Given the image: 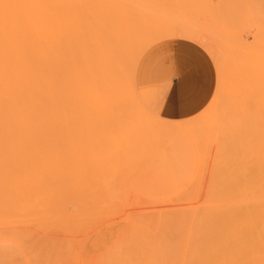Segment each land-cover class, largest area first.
I'll return each mask as SVG.
<instances>
[{
    "label": "rangeland",
    "instance_id": "rangeland-1",
    "mask_svg": "<svg viewBox=\"0 0 264 264\" xmlns=\"http://www.w3.org/2000/svg\"><path fill=\"white\" fill-rule=\"evenodd\" d=\"M111 1L118 5L116 7L118 9L110 4ZM110 2H107L108 5H104V2L95 5L97 10L95 15L100 14L102 20L108 16L112 24L110 26L114 28L116 34L128 31L134 35L139 34L140 37V32L143 34L145 31L157 32L167 27L169 28L167 30H171L174 26L185 28V25L186 28L196 31L199 39L203 37L204 40L205 36L199 35L202 33L210 38L211 42L215 43L214 49L217 54L212 53L214 50H208L209 45L204 42L208 41L207 38L204 41L202 39L194 41L190 38L172 36L154 41L143 49L135 61L132 74L137 96L130 103H122L123 97L124 102L127 100L123 95H127L125 85L128 79L122 75L119 77L121 81L117 80L118 87L115 85L117 92L115 91L114 95L109 78L103 77L110 66L104 62L106 54L102 44L104 31L98 34L90 31L97 17H89L87 11L90 9L85 4L82 49L80 51L50 49L36 53V129L39 137L37 156L27 179L30 190L26 192L27 194L24 193V198L21 195L23 192L18 191L16 194L22 206L17 203L13 192L6 195L8 188L22 190L24 187V184H21L23 176L18 170L20 166L16 169V176L13 168L15 164L1 165L3 171H8L9 168L11 170L7 175V172L0 173L3 174V178L0 177L3 182L0 184L6 186V189L1 188L5 192L0 191V194L5 193V197H0V234H3L2 238L5 235L2 239L4 242L8 239L10 241L4 243L0 238V264H28L29 261L24 256L26 253L22 255L20 250L16 249L20 244H28L30 238L25 235L26 231L31 233V236L34 233L37 236H45L50 244L56 240L58 245L61 244L58 236L62 234L65 237L63 233L66 231V234L71 236L70 241L78 240L75 233L78 229L90 235L100 234L98 238H94L110 244L136 239L135 230L139 226L172 228L177 235L176 238H186L184 236L188 233L192 234L188 237L194 239H198L200 234L205 235L201 237L202 239L214 235L212 231L216 226L214 220L206 221L202 218L201 221H191L189 218L186 219L183 213L194 209L203 215L210 209L219 212L224 209L226 189L215 183L210 174L209 151L213 127L209 116L227 101L229 96L226 92L229 89L237 92L236 89L242 87L241 84L248 79L250 69L254 68L253 65L250 66L253 61L249 60L254 49L243 50L242 53L240 51L243 49L242 44L252 45L259 38L260 41L263 40L261 37L264 33L260 32L261 36L258 27L264 26V0H110ZM128 4L129 9L135 6L130 11L133 10L136 14L129 16V11L123 10ZM114 8L116 12H113ZM121 9L123 13L126 12L125 17ZM142 9H148V13ZM116 14L119 20L115 18ZM134 16H138L137 20L148 17L145 19L146 22L144 21L146 25L141 20L142 26V23L137 24L139 21L135 23L137 32L129 19ZM123 19L125 21L129 19L127 22L130 24L124 27ZM69 21L72 25L73 20ZM129 28H133L132 31L135 33ZM260 31L264 32V28L261 27ZM140 38L133 39L137 42L136 45ZM183 45L190 47L185 49ZM190 48L195 53H191ZM126 59L123 58L125 61ZM124 64L120 66L122 70ZM198 71H201V78L195 80L194 75ZM118 72L121 74V71ZM119 83L122 86H119ZM232 91L230 92L234 95L235 91ZM239 91L241 96L243 94L241 88ZM117 94L122 98L118 95L120 99L117 100ZM193 119L200 120L190 129H176L170 134L155 129L156 126L184 124ZM9 179L15 184L9 183ZM21 223L23 230L16 227ZM29 224L30 229L27 230ZM198 225L200 230L188 229V226ZM23 226H26V230ZM11 228L16 230L15 233ZM12 231L15 234V239L12 240L19 245L11 241ZM52 231L56 232V235ZM20 235L22 239L26 237L27 241L18 243L21 240L16 237ZM42 240L37 242L41 244ZM32 241H29V244L33 243ZM36 243L30 244V247L37 250ZM52 244L47 245L48 249L47 246L39 245L36 252L41 258L44 254L45 258L39 260V264L58 262L71 264L66 259L61 260L65 257L61 259L59 258L61 255L58 257V252L64 253L63 256L67 254L62 246L59 245V249V246L56 247L57 244L55 246ZM75 245H78L77 241ZM41 247H45L44 250L47 251L41 252L43 251ZM69 247L67 244L70 253ZM55 248L60 251L57 252ZM20 249L22 251V247ZM50 251L57 252L56 257L52 256L53 253L49 255ZM20 255L24 256L22 260ZM39 256L37 259L34 257L35 260H30L29 264H33V261L37 264ZM50 256L52 260L48 258ZM79 257L76 256L77 259ZM84 257L76 261L83 263L85 259V264L87 262L99 264L100 260L98 261L95 255H91L90 258L87 255ZM104 260L106 259L102 261ZM115 262L112 261L111 264ZM107 263L110 264L108 261Z\"/></svg>",
    "mask_w": 264,
    "mask_h": 264
},
{
    "label": "bare ground",
    "instance_id": "bare-ground-1",
    "mask_svg": "<svg viewBox=\"0 0 264 264\" xmlns=\"http://www.w3.org/2000/svg\"><path fill=\"white\" fill-rule=\"evenodd\" d=\"M99 1L100 0H0V173H2L1 171H3L2 169H4L2 168L4 166L3 164H11L12 166L15 164V167H13L15 168V171L20 166L18 170H20L22 174L21 176H23V181H19L21 182V184H24L22 190L15 188L6 189L5 185L3 187V185L0 184V189H6V195H8V192H13L15 194L14 197H16L18 191H21L23 192L21 194L23 197L24 193L30 190V185L27 184V179L31 174V165L36 160L37 142L39 138L36 129V53L38 51L50 49H56L58 51L73 49L75 51H80L83 47L82 33L84 28V14L86 12L84 8L85 4H87L88 8L90 9L89 11H87L89 13V17H97V19H95V25L93 27H90V31H93L95 34L104 31L102 40L104 49H106L104 62H107L110 66L107 65L108 68L106 69V73L103 75V77L109 78L114 95L115 91L117 92V88L115 87V85L116 83L118 84V81L120 79L119 77H121L122 75L123 77L128 79V82L125 81L126 79L124 80L125 82H127L125 85L127 87V91L125 90V93L127 95H123L127 100H125L124 102V97L122 98V96H120L119 94H117L116 96L118 98L117 100H119L120 98L123 99L122 103H130L137 96V93L135 92V88L133 86L134 80L132 73L136 64L135 61H137L138 56L145 47L149 46V44L153 43L154 41L164 37L181 36L188 39L190 38L194 41H201V39L202 41H204L207 38L205 34L202 33L201 35L199 34L201 32H199L198 34L200 36H205L204 40L203 37L199 39L198 35H196L195 33L196 31L194 32L192 29L186 28L185 25V28H178L177 26H174L175 24L173 25L175 29L171 26L173 28L171 29L170 27L171 30H167L169 29L167 27L165 28L166 30H156L157 32L151 33H146L148 31H145L144 34L143 32L139 31L141 33V38L138 36L139 34L134 35L128 31H122L123 33L117 32V35L114 32V28L111 27L112 24H110L109 22V17L103 16L105 13L102 14V16L104 17L103 20L100 19V14L95 15V11H97L95 10V7L98 6L100 2V4H103L104 2V5H106L107 2H110V0ZM111 2L110 4H112L113 7L116 8L118 6L113 4L115 3L114 1L112 3ZM128 6L129 4L123 10L125 11L127 9L126 12L129 11V16H132L133 13L136 14L133 10H131L132 13L130 11V9H133L134 5L130 9L128 8ZM136 7L138 8V6ZM143 11L148 13V9H145ZM113 12H116V10ZM125 13L122 12V15L124 14V17L126 16ZM129 13H131V15ZM142 15H140V17ZM137 17H129V19L131 21L133 20V22L128 19L133 25L135 31V23L139 21V23L137 24H141V20L143 21L144 25H146L145 22L148 18L145 16L146 18L144 17L137 20ZM115 18L119 20V17L117 18V14ZM133 18L136 19V22H134L135 19ZM70 19L73 20L72 25H70L69 23ZM127 21H125L124 27L128 25L129 22ZM116 23H118V21ZM143 23L141 24V26L143 25ZM119 24L121 23L119 22ZM259 25L260 24L258 23V26ZM148 26L149 25H147V27ZM124 27L122 28L124 29ZM259 27L258 32L261 35V33L264 32L260 31V29L261 27L264 28V26L262 25ZM142 28L143 30L145 29L144 26ZM153 28L155 29V27ZM129 29L130 31H132L131 28ZM137 29L139 28L137 27ZM135 31L132 32L135 33ZM263 36L261 37V39L263 38V40L261 41L258 36V41L255 40L252 45H241L243 46V49H241L240 51L241 53L243 50L248 51V49L250 48L254 49V52L250 55L249 58L250 61H253L251 62L250 66L252 67L253 65L254 67H250L251 69L249 71V74L251 75L253 73V76H250L248 74V79L245 80L246 82L244 81L245 86L243 87L244 84H241L242 87L240 86V88L243 94H241L240 96V88H235L238 93L234 90V95L230 92L232 91L231 89H227L229 91L226 92L227 96H229H226L227 101L222 105L221 108H219L218 110L215 109V112L212 111L213 113L211 114V116H209L210 124L213 127V129L211 128L212 142L210 144L209 151V161L211 168L210 174L215 183L223 186L224 189H226L224 209L222 212L210 209L203 215L199 211L194 209H190L187 212L183 213V215L187 217L186 219L189 218L188 220L191 221H201L202 218L206 221L214 220L216 223L215 229L212 230L214 232V235H210L208 236V238L204 237L202 239L201 237L205 235L200 234V237L198 239H194L188 237V235H192L188 233L184 236L186 238H176L177 235L174 234L172 228H167L164 226L154 228H150L148 226H139L135 230L134 238L136 239L110 244L108 242L99 241L94 238H98L100 234L93 235L92 233V235H90L89 233H84V230L78 229L75 230L77 232L74 231L76 233V236L78 235V240L75 239V242H72V240L70 241L69 238L71 236L66 234L67 231L63 233L65 237L62 234L61 236H58L60 237L59 240H61V244L59 245L62 246V248L65 250V253L67 252L66 256L62 255L64 253L61 254V252H58L60 250L57 251L59 245L58 242L56 243V240L52 242H55V244L51 243L52 246H55L57 244V248H55V250L58 252V257L59 255H61L59 257L60 259L62 257H65L61 260L66 259L71 264H85V255L89 256V258L91 257V255H95V257H98L97 260H100L98 262L99 264H108L107 261L110 262V264L112 261H116L114 264H264ZM138 37L140 38V41L136 45L137 42L133 41V39L136 38L138 40ZM207 39L208 41L206 40L204 42L205 44L207 43V45H209V49H206L211 51L214 50L212 51V53L214 52V54H217L216 50L214 49L215 43L211 42L210 38ZM132 44L134 45L132 46ZM244 47H246V49ZM252 51L253 50H251V52ZM120 55L122 56V60H120ZM123 58H127L126 61L123 60ZM119 60L121 62L125 61L124 63L126 64L119 62ZM127 60L130 62H128ZM123 64L125 66L124 70L120 68V66ZM127 68L128 70L126 71ZM116 71H121V74L118 72L120 74L119 75ZM116 75L119 76L116 77ZM119 86L122 85L119 83ZM244 89L245 92H243ZM236 93L239 95H237ZM118 95L120 98L118 97ZM238 96L240 97L237 100ZM199 120L200 119H193L184 124H170L162 127L161 132L170 134L176 129H190L196 123H198ZM16 164H22V166H16ZM13 168L12 170H14ZM9 170H11V168H9ZM8 171L4 170L3 173L7 172V175L9 174ZM2 175L3 174H0L1 178H3ZM10 176L13 175L10 174ZM1 178L0 183L3 182L1 181L3 180ZM9 178L11 179V177ZM18 178L16 177V179ZM10 179L8 180L9 183L11 182ZM12 184H15L14 181ZM4 189H1L0 191L5 192ZM15 191L17 192L15 193ZM2 194H0V197L4 196L5 193L3 195ZM19 198L21 199V196ZM17 200V203L21 204V201L19 199ZM12 202L15 203V201ZM12 208L14 209V207ZM22 224L23 223H21V225L18 224L19 226L16 225L17 229L21 227ZM26 226H23L25 227L24 230H26ZM14 228H11V230L14 231ZM28 229H30V224L29 227H27V230ZM188 229L200 230V225H198L197 227L188 226ZM20 230H23L22 227ZM18 232L17 235L19 234ZM24 232L25 231H23L22 233L24 234ZM14 233L10 234L13 235L10 237L11 241L15 244L16 242L13 241L15 239ZM27 233L28 231L25 232V235H28V237L30 238V240L28 238L29 241H32L34 239L32 241L33 243H36L37 240L41 241L45 237L43 235L37 236L34 233V235L38 237L36 238L34 237V235L31 236V233ZM52 233H54V231H52ZM55 233L54 235H56ZM1 235L3 236V234H0V238L2 240L5 238V235L4 238H2ZM54 235H52L53 238H56L54 237ZM67 235L68 237H66ZM18 237L21 240L18 243L27 241H25L26 237L22 239L20 235L16 238ZM45 240L46 237L42 240L41 244L38 242L36 243L38 244L37 250L32 246L30 247V244L33 243L29 244V241L27 242L29 245L23 243L22 245L20 244L19 248L16 247V249L20 250L19 252L22 253V255H24L25 252L26 254L24 256H26L27 260L30 262V260H35L34 257L37 259V257L39 256L36 252L40 247L39 245H44L45 247L47 245H51L48 240ZM2 241L4 242V240ZM6 241L7 243H10L9 239ZM62 241H64L65 243ZM76 241L78 245H75ZM46 242H48L49 244ZM62 243H64V246L62 245ZM66 243L68 244V247L71 245L69 248H71L72 253L71 250L69 253ZM16 245L19 244L16 243ZM24 245L25 247L27 246L29 248H32L35 252L32 249H27V247L25 248ZM20 247H22V251ZM48 247L49 246H47L46 249H48ZM77 247L78 249L76 250ZM44 248H42L43 251L41 252L45 251ZM72 248H75V251H73ZM23 249L26 250L24 251ZM52 249L54 251V248ZM63 249L61 250L64 251ZM31 250L33 251V254ZM78 250L80 253L78 252ZM27 252H30V257L28 256ZM77 252L79 253V255ZM52 253L53 252H51L49 255H51ZM56 253H53L54 255L52 254V256L56 257ZM81 253L84 256L80 255ZM22 255H20L21 260L24 257H22ZM35 255H37V257ZM43 256L42 258H44ZM52 256L48 258L51 259ZM76 256H80V259H82L81 257H84V260L82 261L83 263L77 262ZM42 258H38V261H36V263L39 264V260H42ZM59 258L53 259L59 260ZM68 258H70V260H68ZM103 259L106 260H104L103 262ZM111 259L113 260L111 261ZM32 263L34 264V261ZM87 264H89V262H87Z\"/></svg>",
    "mask_w": 264,
    "mask_h": 264
},
{
    "label": "crops",
    "instance_id": "crops-1",
    "mask_svg": "<svg viewBox=\"0 0 264 264\" xmlns=\"http://www.w3.org/2000/svg\"><path fill=\"white\" fill-rule=\"evenodd\" d=\"M183 47L185 48V49H187V48H189L190 46H186V45H183ZM190 50H191V48H190ZM188 51V50H187ZM187 51H185L186 53H187ZM189 52V51H188ZM191 53H195L193 50H191L190 51ZM210 55V54H209ZM200 68H202V67H200ZM216 69V68H215ZM196 73V72H195ZM201 71H198L197 73H196V75H194V78H195V80L197 79H200L201 77ZM180 84H182V83H180ZM201 111V110H200ZM194 115H196V114H194ZM193 115V116H194ZM190 117H192V116H190ZM190 117H187V118H190ZM162 118V117H161ZM187 118H184V119H187ZM163 119H166V118H163ZM166 120H172V119H166ZM183 120V119H182ZM174 121V120H173ZM161 126H156L155 127V129H157V130H159V132H161ZM154 131V130H153Z\"/></svg>",
    "mask_w": 264,
    "mask_h": 264
}]
</instances>
